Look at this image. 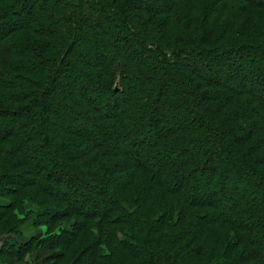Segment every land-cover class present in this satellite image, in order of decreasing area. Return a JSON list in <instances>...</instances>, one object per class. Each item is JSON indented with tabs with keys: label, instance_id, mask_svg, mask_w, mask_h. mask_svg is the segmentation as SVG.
Segmentation results:
<instances>
[{
	"label": "trees",
	"instance_id": "trees-1",
	"mask_svg": "<svg viewBox=\"0 0 264 264\" xmlns=\"http://www.w3.org/2000/svg\"><path fill=\"white\" fill-rule=\"evenodd\" d=\"M0 240L2 264H264V0H0Z\"/></svg>",
	"mask_w": 264,
	"mask_h": 264
},
{
	"label": "crops",
	"instance_id": "crops-1",
	"mask_svg": "<svg viewBox=\"0 0 264 264\" xmlns=\"http://www.w3.org/2000/svg\"><path fill=\"white\" fill-rule=\"evenodd\" d=\"M20 231H21V237L19 239L20 243H25L28 240H30L31 238L39 237L44 233L42 227L35 228L31 222H28V223H25L24 225H22ZM1 245H2V242L0 240V247H1ZM50 254H51V252L45 247V248L39 249L33 257H30V258H32V260H29V256H27L26 261L29 263L33 260L36 261V259H37L36 263L40 264L42 261H44V259H46L48 256H50ZM0 264H2V263L0 262Z\"/></svg>",
	"mask_w": 264,
	"mask_h": 264
},
{
	"label": "rangeland",
	"instance_id": "rangeland-1",
	"mask_svg": "<svg viewBox=\"0 0 264 264\" xmlns=\"http://www.w3.org/2000/svg\"><path fill=\"white\" fill-rule=\"evenodd\" d=\"M92 51H93V49H89L88 47H85V48H83V50H81V51L78 52V55H79L80 58H85V57L88 58V57H90V55H91L90 53H92ZM234 67L237 68L236 66H234ZM243 67H244V65L243 66H240L239 69L242 71ZM212 76H213L212 73H208L207 78H211ZM182 115H183V113H180V118H183ZM230 197H231V194L228 195V198H226V200L229 199L230 201H232L230 199ZM227 202H228V204H230L229 201H227ZM24 207H25V210L26 211H33L36 208L34 205H32L29 202H27ZM87 209L89 211V208H87ZM42 228H43V231L45 233L46 228L45 227H42ZM43 234L41 235V237H43ZM37 251L34 252V255L37 253ZM34 255L33 254L32 255H29V260H32V258H30V257H33ZM31 262H33V261H31ZM41 263L43 264V261Z\"/></svg>",
	"mask_w": 264,
	"mask_h": 264
}]
</instances>
